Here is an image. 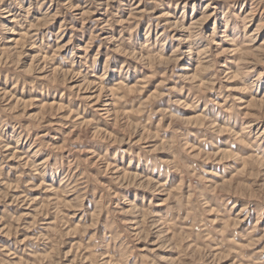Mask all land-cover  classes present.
<instances>
[{"label": "rangeland", "instance_id": "obj_1", "mask_svg": "<svg viewBox=\"0 0 264 264\" xmlns=\"http://www.w3.org/2000/svg\"><path fill=\"white\" fill-rule=\"evenodd\" d=\"M0 264H264V0H0Z\"/></svg>", "mask_w": 264, "mask_h": 264}, {"label": "clouds", "instance_id": "obj_2", "mask_svg": "<svg viewBox=\"0 0 264 264\" xmlns=\"http://www.w3.org/2000/svg\"><path fill=\"white\" fill-rule=\"evenodd\" d=\"M16 2L18 3V0H16ZM213 35H215V33H213ZM207 39H209L210 41H212V37H207ZM150 51V49H149ZM146 67L150 66L148 64L145 65ZM89 68V71L94 67V62L92 65H88L87 66ZM106 71H107V68H106ZM120 71L123 73V72H126L127 69H120ZM87 86V85H85ZM129 135H132L134 134V129L133 131L129 132L128 133ZM90 138V137H89ZM77 143H80L81 144V147H77ZM118 143H124L123 140L119 141ZM111 145V141H109V146ZM41 147H44V145H42ZM70 149L72 152L74 153H80V152H83L85 149L83 148L82 146V141H74L70 146ZM39 151V150H38ZM124 150L122 149H117V154H120L122 153ZM128 152H130L132 154V160H137V157L139 156V162L140 163H143L145 164V166H150L152 168L153 171H155L156 169H162L164 167V163L162 161H160L157 157L155 156H152L147 147L145 146H141L140 148V153H137L134 151L133 147L130 145L129 146V149L127 150ZM77 168H80V167H83L84 166V163L83 161H80L78 159L74 160L72 162ZM107 161H102L101 164L98 166L99 167V171L97 173L98 176H103L105 175V172H104V166L106 165ZM63 165V159L62 158H57V161L56 163L53 165L54 168L58 169L59 167H61ZM88 167H91V165H88ZM191 167L193 169L196 168V164L193 163L191 165ZM115 170H113L112 173H109V175L111 176V179H110V184L112 185V187L115 189L114 191L112 192H108L107 191V188H104V193H105V200L108 201V202H111L112 198L115 197L117 195V191L121 188V187H128V184L124 183L123 181V177H117L115 174ZM88 183H94V184H97L98 185V181L95 179V178H92V177H89L87 179L85 178H81L79 181H78V187L83 189L84 191H87V185ZM138 187L140 186H143L145 187V190L146 191H151L153 193L157 192V191H164V188L161 187L160 185H154L152 187H149L148 186V182L145 181L143 183V185H137ZM75 190V189H73ZM99 190V189H97ZM82 195V194H81ZM173 199H175V197H172ZM125 199L124 197H121L120 198V203H125ZM75 203H77V205L79 204V200H77ZM106 207V205L104 206ZM242 211L246 212L247 209H243ZM132 212L136 215H141L143 210L142 209H137L135 207V205L132 206ZM99 214V211L98 213ZM115 215V212H110L109 213V217L111 218L112 216ZM110 225H106V227H108Z\"/></svg>", "mask_w": 264, "mask_h": 264}]
</instances>
